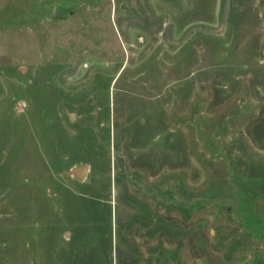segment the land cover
<instances>
[{
  "label": "rangeland",
  "instance_id": "1",
  "mask_svg": "<svg viewBox=\"0 0 264 264\" xmlns=\"http://www.w3.org/2000/svg\"><path fill=\"white\" fill-rule=\"evenodd\" d=\"M0 264H264V0H0Z\"/></svg>",
  "mask_w": 264,
  "mask_h": 264
},
{
  "label": "water",
  "instance_id": "2",
  "mask_svg": "<svg viewBox=\"0 0 264 264\" xmlns=\"http://www.w3.org/2000/svg\"><path fill=\"white\" fill-rule=\"evenodd\" d=\"M126 6L124 4L121 5V9H125ZM55 11H53V16L55 15ZM68 118L70 120H72L74 118V114L73 113H68ZM88 171V166L87 165H81V166H76V167H72L69 170V174L73 175L74 177H76L78 180H83L87 174Z\"/></svg>",
  "mask_w": 264,
  "mask_h": 264
}]
</instances>
